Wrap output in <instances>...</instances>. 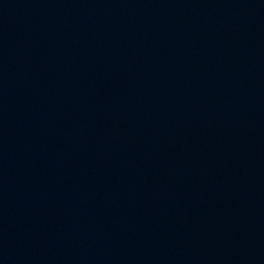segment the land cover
<instances>
[{"label":"water","instance_id":"95a60500","mask_svg":"<svg viewBox=\"0 0 264 264\" xmlns=\"http://www.w3.org/2000/svg\"><path fill=\"white\" fill-rule=\"evenodd\" d=\"M0 264H264V0H0Z\"/></svg>","mask_w":264,"mask_h":264}]
</instances>
